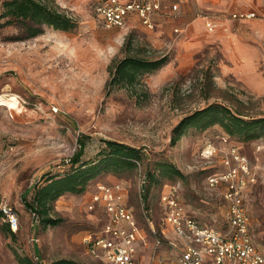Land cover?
I'll use <instances>...</instances> for the list:
<instances>
[{
    "label": "rangeland",
    "instance_id": "374dc122",
    "mask_svg": "<svg viewBox=\"0 0 264 264\" xmlns=\"http://www.w3.org/2000/svg\"><path fill=\"white\" fill-rule=\"evenodd\" d=\"M162 1L180 9L152 31L137 19L121 29L103 28L94 13L97 0H54L76 22L66 32L43 26L41 34L29 37L21 24L0 20V207L9 206L18 219L12 239L2 230L7 221L0 216V264H18L14 251L36 264L56 259L103 264L86 255L82 244L84 233L105 221L101 208H87L98 184L124 189L148 237L145 263L154 251L146 219L156 232L167 233L160 192L173 193L202 223L224 230V190L208 187L206 178L224 169L231 149L246 158L255 176L244 200L254 244L264 253V130L246 140L217 125L190 127L175 145L170 143L182 118L212 104L225 105L244 120L264 119V0ZM242 10L256 17L240 23L228 14ZM206 19L215 23L213 31ZM129 37L133 55L167 61L140 75L133 88L108 86L109 66L125 56ZM106 140L139 149L140 165L122 173L104 171L84 192L61 195L50 213L62 221L43 228L25 208V192L29 201L33 187L48 174L69 171L80 144V160L92 161ZM208 147L214 155L204 157ZM160 163L175 166L181 176L161 178L158 188L146 176L148 171L157 175ZM156 257L160 264H175L166 248Z\"/></svg>",
    "mask_w": 264,
    "mask_h": 264
},
{
    "label": "built area",
    "instance_id": "2783aa9c",
    "mask_svg": "<svg viewBox=\"0 0 264 264\" xmlns=\"http://www.w3.org/2000/svg\"><path fill=\"white\" fill-rule=\"evenodd\" d=\"M172 10L176 11L177 5H173ZM160 12V0H97L94 7L95 16L105 29L124 28L131 15H136L145 29H153ZM229 16L233 20L244 21L253 19L256 13L237 11ZM214 24L212 19H206L209 31H213ZM179 32L176 28L175 33ZM213 153L208 147L202 155L210 157ZM222 164L224 169L210 173L206 184L210 188L221 187L224 190L227 204L224 230L202 223L173 193L160 192L158 205L167 233L162 230L159 234L152 222L146 219L154 251L145 263L143 254L149 243L148 237L142 232L132 208L127 205L124 189L118 184H98L87 208L91 211L101 208L105 221L97 230L84 233L82 244L86 255L103 264H160L156 251L166 248L175 264H264V253L257 249L250 233L244 200L248 188L255 184V176L246 158L236 149L229 151ZM0 210L12 231H16L18 219L13 210L7 205L1 206Z\"/></svg>",
    "mask_w": 264,
    "mask_h": 264
},
{
    "label": "trees",
    "instance_id": "16d2710c",
    "mask_svg": "<svg viewBox=\"0 0 264 264\" xmlns=\"http://www.w3.org/2000/svg\"><path fill=\"white\" fill-rule=\"evenodd\" d=\"M0 20L7 19L6 23L21 24L29 37L42 33V27H51L57 31H69L76 27L75 20L66 12L55 5L54 0H4L2 2ZM125 56L109 66L110 79L108 86H125L133 88L138 77L146 72H151L162 67L166 57L148 58L134 54L132 37L127 38L124 44ZM140 51H146L140 49ZM109 91V90H108ZM217 125L229 136H239L246 140H252L264 130V119L244 120L243 117L222 104H212L203 109L196 110L185 116L174 127L170 143L175 145L185 134L188 128L203 130ZM104 148H101L92 161H81L82 145L69 160L70 170L62 176L48 174L43 182L36 184L32 198L27 201L23 195L25 208L33 213L38 223L46 228L56 226L62 220L51 216L52 203L61 195L80 194L85 191L87 183L102 172L122 173L137 168L142 162L143 155L135 147L117 141L106 140ZM158 174L147 172L149 183L156 187L161 186V178L171 179L181 176L175 166L160 163L157 166ZM146 198V195L144 196ZM0 216L3 214L0 210ZM2 230L12 239L15 232L6 222ZM18 264H35L27 256H20L14 251ZM49 264H83L72 259H56Z\"/></svg>",
    "mask_w": 264,
    "mask_h": 264
},
{
    "label": "crops",
    "instance_id": "0c3cea01",
    "mask_svg": "<svg viewBox=\"0 0 264 264\" xmlns=\"http://www.w3.org/2000/svg\"><path fill=\"white\" fill-rule=\"evenodd\" d=\"M160 2H161V12L156 16V18H155V21H154V28H157L158 27V25L160 24V20H162L163 18L164 19H167V20H170L171 18H174V15H175V13H177L178 14V11H179V6L177 5V4H171V5H169V6H163V1L162 0H160ZM173 5H177V10L176 11H173L172 10V6ZM243 11V10H242ZM232 12H237V11H232ZM232 12H229L228 14H230V13H232ZM135 19H137L138 21H139V19H138V17L136 16V15H131V17L127 20V22H126V26L128 25V23L129 22H131V21H133V20H135ZM254 19V18H253ZM253 19H251V20H253ZM251 20H244V21H239L240 23H244V22H249V21H251ZM237 21V20H236ZM140 22V21H139ZM125 26V27H126ZM154 28L153 29H146V30H148V31H152V30H154ZM176 29V28H175ZM178 29V28H177Z\"/></svg>",
    "mask_w": 264,
    "mask_h": 264
}]
</instances>
